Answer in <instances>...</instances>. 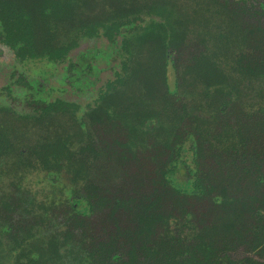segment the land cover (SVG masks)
<instances>
[{
	"label": "trees",
	"instance_id": "16d2710c",
	"mask_svg": "<svg viewBox=\"0 0 264 264\" xmlns=\"http://www.w3.org/2000/svg\"><path fill=\"white\" fill-rule=\"evenodd\" d=\"M38 1L58 42L82 22H150L136 34L134 71L113 94L103 92L130 25L98 38L109 50L93 63L96 83L82 86L90 101L103 96L81 122L71 112L0 119V264L264 258V0ZM164 40L160 59L150 56ZM49 88L33 90L45 99ZM174 106L172 122L160 123ZM88 136L100 138L93 156L76 157L73 141Z\"/></svg>",
	"mask_w": 264,
	"mask_h": 264
},
{
	"label": "flooded vegetation",
	"instance_id": "af4514ba",
	"mask_svg": "<svg viewBox=\"0 0 264 264\" xmlns=\"http://www.w3.org/2000/svg\"><path fill=\"white\" fill-rule=\"evenodd\" d=\"M31 3L33 4H28L26 0H0V85H3L0 89V119L21 116L18 113L23 112L24 107L22 106H25V103L34 105L35 103L40 104L39 100L46 102L53 100L54 102L49 103L51 113L59 114L61 118L67 120L71 117L68 116L69 112L72 115L74 113V105H69L70 100L67 101L66 98L76 101L79 93L87 94L86 88L82 85L87 82L95 84L99 78L95 73L93 75L88 72L89 68L96 71L93 63L101 61L103 58L101 55L109 50L106 41L101 42L98 38L105 37L110 41L118 34L120 28L116 20L110 22L105 30L99 29L100 24L82 22L78 29L66 33L63 42H58L55 37L56 31L48 27V25L51 27V24L47 25L48 29L44 28L50 15L40 14L41 8L38 0ZM246 3L250 5L257 1L249 0ZM149 22L147 20L146 23ZM145 30L141 31V34H146ZM178 32V38H180L182 30ZM121 42L123 45L120 47L117 45L118 47L115 48L116 56L113 61H119L120 48L124 49L128 43L132 45L130 50L138 49L136 36L126 35ZM103 45L107 47L105 53H102ZM168 45L169 41L164 40L165 48L162 50L166 51ZM90 46L93 51L88 55L87 51ZM75 51L78 52L75 54ZM57 63L61 65L60 68L57 67ZM54 80L55 82L52 83ZM113 81L110 80V82ZM41 85L50 87L49 96L45 99L39 96V92L33 90L34 87L39 88ZM78 87L82 88L80 92H78ZM116 87H113L115 88L113 92L118 89ZM101 96L103 94H100L96 100L88 102L83 117L87 116L91 110L95 111L98 108ZM61 113L64 114L61 115ZM232 260L237 261L231 262ZM218 264H264V258L255 254L229 253L221 258Z\"/></svg>",
	"mask_w": 264,
	"mask_h": 264
},
{
	"label": "rangeland",
	"instance_id": "374dc122",
	"mask_svg": "<svg viewBox=\"0 0 264 264\" xmlns=\"http://www.w3.org/2000/svg\"><path fill=\"white\" fill-rule=\"evenodd\" d=\"M206 4L208 7V11L214 10V5H212L210 2H207ZM215 9H217V8L215 7ZM146 22H147V20L145 18H143L142 16H136V17H134L130 20L124 21V22L120 21L118 23V28H121V26H124V28H126L130 25L129 30H128V33H130V34H128V35H129V37H132V36H136V34L141 32L143 30V28H145V26L147 25ZM219 22H220V18H219V20H216V19L214 20V24L216 25L217 28L222 27L221 24H218ZM224 28H225V32H224V34H221L222 36L226 35V27H224ZM227 32H228V30H227ZM180 40H182V37L180 38ZM130 47H131V44L128 43L127 45H125L124 49L120 48V51L125 52L124 54L126 55V57L124 55L123 58L119 59V65L120 66L116 70L113 69L114 70V81L109 82V84H110L109 88H106L103 93H108V90H111L112 93H115V92H113V90L115 89V88H113L114 86H117L116 88L124 87L128 76L130 75L131 72L134 71V68L137 65L136 63H137V59L139 57L140 50H138V49L137 50H134V49L130 50ZM163 48H165V47L164 46H158L154 50L153 49L149 50L150 56H154L155 58L158 57L160 59V56L162 55L161 53H162ZM121 53L122 52H120V54ZM88 72L90 74L94 75L95 70L93 68H89ZM81 89H82L81 87H78V92H80ZM78 96H79V98L76 101L71 100L69 98H66V99H67V101L70 100V103H68L69 105H74V109H73L74 113L72 115L74 120L79 117V121H80L83 119L82 118L83 114L87 110L86 106H88V102L90 101L89 100L90 97L87 96V94L83 95L80 93L78 94ZM80 100H83V102H80ZM52 102H54V101L50 100L49 102H46L44 100H39L38 103H40V105L37 103H35L33 105V108L35 110L33 113H28V112L22 113V112H20V113H18V115H25L26 114V115L30 116V115H35V114H37L36 112H38V115H35V116H39L42 118L48 114H52L51 113V104H49ZM22 107H26V106H22ZM36 109H37V111H36ZM127 109H128V107L125 105L123 108H120V111L126 112L125 110H127ZM178 109L179 108H177L175 106L164 109L162 112V115L159 118V122L162 123L163 125L164 124L167 125V124H169V122H172V118L175 117V112H177ZM180 112H183V108L180 109ZM63 114L64 113H61V115H63ZM15 115H16V113H15ZM57 115H59V114H57ZM112 137H113V134L106 133L101 137V140L102 139H109L110 140ZM84 140L85 141L83 143H80L77 140L73 141V153L76 154L75 155L76 157L85 158V157L93 156V153H94L93 147H95V144L100 140V138H96L95 136L94 137L88 136V139L84 138ZM238 260H240V259H238ZM236 261L232 260L231 262H236Z\"/></svg>",
	"mask_w": 264,
	"mask_h": 264
}]
</instances>
